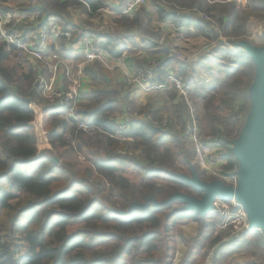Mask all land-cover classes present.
<instances>
[{
  "label": "trees",
  "instance_id": "1",
  "mask_svg": "<svg viewBox=\"0 0 264 264\" xmlns=\"http://www.w3.org/2000/svg\"><path fill=\"white\" fill-rule=\"evenodd\" d=\"M28 2L17 7L27 11ZM38 2L41 13L47 16H58L72 4V0ZM170 2L228 13L225 21L218 19L225 37L239 35L244 27L242 21L249 15L264 21V0H257L250 11L242 12L244 19H239L234 3ZM155 13L175 26L192 23V15L173 7L159 6ZM138 23V16L130 20L123 17L118 27ZM65 28L75 33L79 29L69 23ZM112 35H99L95 47L119 57L122 50L112 43ZM75 38L82 40L83 36ZM11 50L0 42V264H172L175 244L167 233L182 222H196L198 229L191 238L179 235L186 252L176 264H188L190 254L196 247L202 249L203 243L210 246L222 240L221 235L210 240L208 230L214 227L210 211L201 216L193 209H185L179 201L154 204L176 191L194 197L202 195L179 176L190 174L193 156L190 142L181 132H175L171 125L159 129L141 119H129L128 129L121 130L110 118L118 91L110 88V74L98 61L84 72L95 84L104 83L105 89H92L87 102L75 109L77 120L91 127L92 132L76 129L75 120L61 116L66 112L64 108L51 103L39 106L37 92L30 85L23 89L25 76L5 64ZM158 55L154 57L152 83L169 86V67L187 82L191 67L185 61L176 59L167 48ZM224 55L234 58V67H224L225 78L204 100L202 120L207 134L230 146L232 139L226 134L235 126L241 127L249 106L255 65L240 48ZM144 62L137 60L136 66ZM178 106L176 117L168 116L170 120H180L181 112L187 115L185 103L180 101ZM146 111L155 114L149 107ZM37 120L49 144L42 152L38 149ZM68 132L72 142L66 138ZM117 133L126 139L115 138ZM53 155L58 158L57 164L51 159ZM226 155V167L231 168L236 163L231 148ZM218 200L230 205V199ZM247 246L264 250V236L251 229L239 244L240 248ZM205 255L204 252L201 258Z\"/></svg>",
  "mask_w": 264,
  "mask_h": 264
},
{
  "label": "built area",
  "instance_id": "2",
  "mask_svg": "<svg viewBox=\"0 0 264 264\" xmlns=\"http://www.w3.org/2000/svg\"><path fill=\"white\" fill-rule=\"evenodd\" d=\"M78 1L86 5L84 0ZM215 1L241 3L243 0H212V2ZM145 2L146 0H122L110 13L115 12L119 17L129 16ZM193 11L199 10L193 8L189 11V14L192 15ZM199 12L201 13L197 14V17L193 16L194 23L204 29L206 33L212 32L214 36H211V38L219 39L217 43L221 45L223 41L221 39V29H218V25L211 24L213 21L210 20L211 18L208 14L203 11ZM109 30L108 25L104 23L90 28L82 25L76 33L64 30L58 21H54L49 16L41 13L40 7L37 5H32L27 11L13 10L0 12V42L15 50L19 57L34 59L41 65L42 70L36 71L30 84V89L37 92L40 99H44L56 107L64 108L67 118L75 120L77 129L83 131H91L92 128L84 122L78 121L75 115V109L81 101L82 73L88 65L95 61L104 63V66L108 67L106 64L109 61L108 55H106L104 50L95 47V40L99 35L109 33ZM78 36H83V39L76 41L75 37ZM60 38H64L74 44H80L83 55L81 63L73 65V63L68 62L64 58L45 54V51L48 49V42ZM209 44L212 46L215 43ZM214 49L216 47L205 46L199 52L190 55L179 51H174L173 55L176 59L190 62L197 60L200 53L205 56L213 54ZM113 67L114 65L111 63L110 68ZM155 68L156 62L152 61L149 64L134 67L131 75L125 73L128 77L127 83L130 88L138 89L145 93L163 89L165 85L152 83ZM60 74L66 81V87L57 83V78ZM166 79L175 92V100H172V103L177 104L183 101L187 107V115L183 116L180 120H170L167 116L155 118L150 113H141L139 115L140 118L156 128L167 129L171 125L175 132H181L193 148L195 164L209 174L219 177L220 181L224 184L236 186L238 167L236 166L229 172H224L221 168V165L225 161L224 156L227 149L232 148V145H225L220 138L203 136L196 117V105L189 96V86L171 68L167 70ZM127 114L129 115V113ZM127 127V124L120 125V128L123 130H126ZM230 203L240 212L239 214L243 220L240 228L245 227V230H247L248 224L243 208L234 199H231ZM211 253L212 251L209 252L206 258V264H209L211 260ZM176 263L175 259H173L172 264Z\"/></svg>",
  "mask_w": 264,
  "mask_h": 264
},
{
  "label": "rangeland",
  "instance_id": "3",
  "mask_svg": "<svg viewBox=\"0 0 264 264\" xmlns=\"http://www.w3.org/2000/svg\"><path fill=\"white\" fill-rule=\"evenodd\" d=\"M2 1H6V2H9L10 4L14 5V6H17L19 4H22L23 2H26L27 0H2ZM39 0H31V1H27L28 4L30 5H37L39 7H41L40 3L38 2ZM78 1V0H76ZM85 2L87 0H84ZM122 0H119V2H121ZM209 4H219L221 5L222 3H234V2H226V1H215V2H212V0H206ZM257 0H243L241 3H234L235 5V9L237 11V15L239 17V19H244V18H241L243 16L242 12H245L247 13V11H250V8L253 7V5L255 4ZM79 2V1H78ZM217 2H221V3H217ZM82 3V2H80ZM171 3V4H170ZM71 5V4H70ZM83 5V4H82ZM163 7L165 9H172L175 8L177 11H180V12H185V13H189V11H191L193 8H196L195 6L191 7V8H187V7H182V6H179L176 2L172 3L170 2V0H146V2L141 5L137 10H138V13H136V15L134 16H138L139 14V11L143 10V14L144 12H146V8H149L150 10V14L149 15H153V11L156 7ZM222 8V6H220ZM68 8V7H67ZM65 9L63 14H67V19H71L73 20V18L77 21L78 24H81V25H84V26H87V27H92V26H95L97 24H102L104 23L105 25L107 24L108 27H109V33H113L116 28H119L118 27V23L115 25L112 20H110L109 18L110 17H107V16H115V17H119V15H116L115 12L113 13H110L112 10L106 7H102L101 10H97V12H93V16L91 18L89 17H77V14H79L77 12V9L81 8L79 5L78 6H70V8L68 9ZM76 9V10H75ZM82 9V8H81ZM80 9V11H81ZM136 10V11H137ZM199 11H203L204 13L208 14L210 16V20L213 21V23L211 22V24H216L218 25V29H223V24L221 23V21H218V19H220V10H216L214 9L213 11L211 12H206L204 10H200L198 9ZM134 11V12H136ZM199 11H193L192 12V16H196L197 17V14L199 15L201 12ZM228 15V13H226ZM145 15V14H144ZM222 15H225L224 13H222ZM146 16V15H145ZM155 16L154 15L152 18L155 19ZM123 17H127V16H122L120 17L123 18ZM119 19V18H118ZM147 22L144 23V27H142L143 33H147L149 35H151L150 37H155V38H158V34L155 32V30L153 29V26L151 25L150 22H152V19L151 20H147V17L145 19ZM193 20H194V17H193ZM222 20V18H221ZM115 22V21H114ZM116 23V22H115ZM242 23H244V27L242 28V32L237 35V36H229V37H225L222 35L221 33V39L225 41V49H221L218 45V40L214 39V38H211V36H214L212 34V32H207L205 36V40H203V42H201L199 45L198 44H195L196 48L192 49L191 51H188V52H182V53H185L186 55H190L192 53H196V52H199L203 47H216V49H214V51H218V50H222L224 52V54H226L227 52L231 51V50H234L235 48H240L241 50H243L241 47H238L236 46V43L241 41V40H247V41H251V42H254L253 41V37H250V35L253 34V32L257 33L259 30L261 32L264 31V21L261 20V19H258L256 17H254L253 15H249L247 19H244V22L242 21ZM253 23H256V24H253ZM60 24V23H59ZM198 26V25H197ZM210 28V26H209ZM208 30V29H207ZM240 31V30H238ZM160 32V31H159ZM206 32V31H205ZM221 32V31H220ZM263 37V33L261 34ZM250 37V39H248ZM256 37H259V36H256ZM76 41H80V40H76ZM231 41H234L236 42L235 44H232ZM56 42V43H55ZM54 44H56V46H60V42L58 43V41H55ZM214 42L215 44L214 45H210L209 43H212ZM51 44V41L48 42V45ZM264 41H261L260 43H256V44H259L258 46H261L260 44H263ZM52 44L51 45V49L53 51H60V53L66 57V54H65V49L63 48H55V45ZM58 49V50H56ZM64 50V52L62 51ZM244 51V50H243ZM181 52V51H179ZM78 56L76 58V56H72L73 57V64L74 65H77L79 63H81L83 61V55H82V51L81 49L79 48V52H78ZM217 53V52H216ZM220 52H218V55H219ZM221 53L220 57L222 60L225 61V66H229L230 65V68H233V64L232 62L234 61V58H226L224 55ZM208 55V54H207ZM215 55V54H214ZM202 57V54L200 53L199 54V58ZM207 57H215L213 56V54L211 55H208ZM66 60V59H65ZM68 61V60H67ZM76 61V62H74ZM152 61H155V60H152ZM151 61V62H152ZM69 62V61H68ZM94 63V62H93ZM93 63H91L90 65H92ZM101 63V62H99ZM6 65L8 66H13V67H16L15 71H16V74L18 75H24L25 76V79L24 82H23V89H27L28 88V85H30L29 83H32L31 81V78L34 76L32 75V65L33 63L25 58V57H19V55L16 53L15 50H11L10 51V54H9V57H8V60L5 62ZM106 64L108 65V67H105L104 66V63H101L102 66H104V68L109 72L111 73V77H112V83H111V88L112 90H118L119 87V82H117L116 80V77H119L121 78V83H123L122 87L121 88H124V89H132L130 88V86L128 85L127 83V75L124 74L120 69L118 70H115L117 68H110L111 66V61H108L106 62ZM88 65V66H90ZM227 66V67H228ZM134 67H138V66H134ZM133 67V68H134ZM193 73V70L192 68H190V70L188 71V74H190L191 78L193 77V75H191ZM207 73V72H206ZM223 70H219L217 67H213L211 68L210 70V75L212 77V80H210L209 82H197L196 84H194L192 86V97L194 98V100L196 101V104L197 106L196 107V117H197V120H198V123H199V126H200V129H201V133L203 136H211L210 134H207L205 132V130L203 129V120H202V109H203V105H204V100L207 98V96L209 94H211L212 92H214L219 86H220V83H221V80L224 77V74H223ZM132 72L128 75H131ZM84 75V72L82 73V77H81V80L83 81V76ZM180 76V75H178ZM90 78V76H88ZM182 78V75L180 76ZM34 78V77H33ZM91 79V78H90ZM254 80V78H253ZM252 80V82H253ZM31 81V82H30ZM110 82V81H109ZM28 83V84H27ZM88 85H91V89H95V88H102V89H105V84L104 83H97L95 84L92 79L90 80L89 84ZM123 90V89H122ZM134 90V89H132ZM138 89H135L134 91H137ZM190 91H191V88H190ZM190 93L189 92V96H190ZM174 94V93H173ZM137 101V99H135ZM132 101V100H125L123 102H125L126 104L124 105L126 108V111L129 113V118L130 119H135L137 117H140L139 115L141 114L140 112H142V108L140 109V105L136 102V101ZM48 101L46 100H38V105L39 106H43L45 104H47ZM82 103H84V101H80V103L78 104L81 105ZM248 110L246 112V115L243 117V121H242V124H241V127L240 129H236V126H235V129H231V131L229 133H227V138L228 139H232L233 140H236L242 133V130L243 128L245 127V124L247 122V119H248V116H249V113H250V108H251V97L250 99L248 100ZM164 112H168L167 111V105L164 103ZM120 107L119 108H115V111H117L116 113L118 114L120 112ZM114 111V112H115ZM169 112H170V109H169ZM140 113V114H139ZM179 113V112H178ZM113 114L115 113H111L110 116H112ZM176 114V113H175ZM116 115V114H115ZM114 115V116H115ZM166 114H163L161 116H154L155 118H161V117H164ZM181 115L184 116V113L181 112ZM180 115V117H181ZM63 118H67L66 116V112L63 113L61 115ZM168 117V116H167ZM176 117V116H174ZM179 118V117H177ZM36 125H37V133H38V149L40 152H42L43 149L47 148L46 146V143H47V140H46V137H45V133L42 131L41 129V124H40V120H37L36 122ZM120 127V126H119ZM76 129H77V125H76ZM121 129V128H120ZM123 130V129H121ZM92 132V130H91ZM92 135L94 136V133H92ZM71 137V138H70ZM66 138L68 140H70L72 142L73 138H72V135L70 134V132H68V134H66ZM130 139V138H128ZM225 139V138H224ZM131 140V139H130ZM231 144V143H230ZM191 145V144H190ZM226 145H229L226 144ZM49 146V145H48ZM235 157V156H234ZM235 160H236V163L234 162V165L231 167V168H228L226 167V165H228V158H227V161H225L222 165H221V168L224 172H229L230 170H233L236 166L238 167V160L237 158L235 157ZM233 161V160H232ZM191 164L192 166L195 165L194 169L196 170L198 176L202 179V180H206V181H210V180H220L219 177L217 176H214V175H211L209 174L207 171L201 169L197 164L194 163V159H193V156H192V160H191ZM174 170H177V169H174ZM180 175H183V174H179ZM188 176V175H186ZM210 217H211V220L214 222V227L212 229H209L208 232H210V240L216 236H219L221 235L222 236V240L221 241H228V239L230 238H236L238 235H240L241 233H243L245 231V227H241L240 226L242 225L243 223V220L240 216V212L237 210V208H234L231 203L230 205H226L224 203H222L221 200H218L215 202V204L213 205L212 209L210 210ZM183 224H180V225H176L174 226L171 230L168 231L167 235L169 237V239L171 241H173V243L175 244V256H174V259H177L179 260L183 255L184 253L186 252V246L185 244L183 243V241L181 240L180 236L179 235H183L185 236L186 238H191V237H194L196 234H197V229H198V223L196 222H182ZM258 229V231L263 234L264 236V233L259 229V228H256ZM241 239V238H240ZM219 241V242H221ZM219 242L213 244V245H210L208 246V244L206 243H203L202 244V249L200 247H196L193 252L190 254V257H189V262L190 261H194L195 264H206V256L207 254L209 255V252L212 251L211 253V260L209 261V264H248V263H253V264H264V250H262L261 248H258L256 246H251V247H243V248H240L239 246V249L238 247H235L233 246V248H230L231 246H223L225 244V242L223 244H220ZM227 244V243H226ZM206 253V255L204 256V258H201L202 257V254L203 253Z\"/></svg>",
  "mask_w": 264,
  "mask_h": 264
},
{
  "label": "crops",
  "instance_id": "4",
  "mask_svg": "<svg viewBox=\"0 0 264 264\" xmlns=\"http://www.w3.org/2000/svg\"><path fill=\"white\" fill-rule=\"evenodd\" d=\"M60 1H64V0H60ZM118 1L119 0H87L88 3H86V5L84 4L86 6V8H84L82 5L79 4L78 1L72 0V4L69 5L68 8H70V6L75 7V6L79 5L82 9L80 8L81 11L79 8L77 9V12L79 13V14H77V17H89V18H91L93 16L92 13L93 12L96 13L97 10H101L102 7H106V8L109 7V9H111V10L114 9L116 7V5L118 4ZM217 3H221V2H217ZM30 4L27 6L26 10L31 8L32 5H30ZM223 4L224 3H222L221 5H223ZM92 5L95 6L94 9L91 7ZM13 10L25 11V10L19 9L17 6L10 4L9 2L0 0V12L13 11ZM145 10H146V12H144V14L146 16L143 14V10L139 11V14H138L139 23H138V25L119 27V28H116V30L113 32L112 43L118 45L120 47V49L122 50V54L119 57H113L106 50H104L106 52V55H108L107 58L109 59V61H111L112 65H114V68H117L115 70L120 69L124 74L125 73L130 74L133 71V67L136 66L137 60H143V61H145L144 64H147L150 61L154 60L155 59L154 57L159 58L160 55H158V53L160 51H162V49H164V48H167L170 51L171 55H173L174 51H181V52L191 51L192 49L196 48L195 44L199 45L201 42H203V40H205L204 34L200 31V29L194 23L193 17H192V23H190L189 25L175 26L170 21L160 20L155 13V9L153 11V15H149L150 14L149 8H146ZM136 13H138V10L136 12H133L131 15H129L125 18H128V20H130L134 15H136ZM154 15H156L155 19L152 18ZM220 16H221L220 18H222L223 21H225L228 18V16L226 14L225 15L220 14ZM107 17H110L109 19L112 20V22L115 25L120 20V17H115L114 15L113 16H107ZM146 17H147V20L152 19V22H150V23L153 26V29L155 30V32L158 34V38L150 37L151 35L141 32V31H143L142 27H144V23L147 22L145 20ZM49 18L54 20V21H58L63 29H64L66 23L72 24L76 27L82 26L81 24H78L74 18H73V20L67 19V14H63V13H61L58 16L49 15ZM253 24H256V23H253ZM64 30L73 31L72 29H69V28H67V29L65 28ZM262 33L263 32H261L260 30L257 33L253 32V34L250 35V37H253L254 42H251V41H249V42L258 46L259 44H256V43H260L261 41H264V37H261ZM256 36H259V37H256ZM250 37L248 39H250ZM55 41H58V43L60 42V44H59L60 46H58V45L56 46V44H54ZM52 44L55 45V48H59V47L62 49L64 48L66 57L63 56L60 53V51H53L50 48ZM224 45H225V41L223 40L219 47H222L221 49H225ZM260 45H262V44H260ZM80 47L81 46L79 43L74 44L72 42L67 41L64 38L54 39V40H51V44L48 45V49L45 51V54L49 55V56L56 55L57 57L64 58V59L68 60L69 62L73 63L74 59L72 56H76V58H77V56L79 54L78 52H79ZM56 50H58V49H56ZM216 50H217V48H216ZM62 51L64 52V50H62ZM221 51L222 50L214 51L213 56H215V57H207L205 55H202V57L198 58L197 60L186 62V64H188V66H190L193 70V73L191 74V75H193V77L191 78V76H190V78H188L187 82H184V83H186L189 86V92H191L190 98L195 104H196V101L191 96L192 92H193L192 86L194 84H196L197 82H206L207 83L210 80H212V77L210 75L211 68L217 67L219 70H223L225 67L226 63L220 57ZM218 52H220L219 55H218ZM27 59H29L33 63V65H32V68H33L32 73L33 74L32 75H35L37 70H42L40 63H38L37 61H35L34 59H31V58H27ZM74 62H76V61H74ZM92 65H94V64H92ZM92 65L87 66V67H91ZM228 67H230V65ZM169 68H171L174 71V69L172 67H169ZM109 74H110L111 83H112L111 73H109ZM83 76L84 77H83L82 87H81V101L82 102L84 101V103H85L88 100V97H89L90 92L92 90L91 89L92 86L88 85L91 79L88 77V75L85 72H84ZM105 80H106V82L110 81V79L108 77H105ZM116 80H117V82H119L120 88H118V90H116V91H118V94H115L116 100L114 103V111H115V108H119V107L121 110L118 114L116 113L117 111H115V112L113 111L112 113H115L116 115L113 114L112 116H110V118L118 126H120L122 124L128 125V120L130 119L129 118L130 115L127 114L128 112L126 111V108H124L125 107L124 105L126 103L123 101H125L126 99L132 100V101L137 99V101L136 100L135 101L140 105V109L142 108V110H143L140 113H147L146 108L149 107V108H151V111L155 112V114L151 113L154 116H161L163 114H166L165 116H169V117L176 116L175 115V109L179 106H178V103L177 104L172 103V100H175V92L173 91V89L171 88L170 85L169 86L165 85V87L163 89L155 91V92L145 93V92L140 91V90L134 91L135 89L134 90H132V89L126 90L124 88H121L123 85V83H121L122 79L119 77H116ZM57 83H58V85L66 87V81L61 74L57 78ZM190 88H191V91H190ZM164 103L167 105V111L168 112L163 111L164 107H165V106H163ZM169 109H170V112H169ZM135 119L143 120L140 117H137ZM127 129H128V127H127ZM115 138L120 139V140L126 139L125 137H123L119 133L116 134ZM46 145H47L46 147H48L49 144L46 143ZM226 154H227V152H226ZM227 158H228L227 155H225L224 160L227 161ZM253 230L258 231V229H256V228H253ZM250 231L251 230H245L243 233L238 235L236 238H234V239L230 238V239H228V241H221L219 243L223 244L225 242V244L223 246H226V245L229 246L230 245L231 246L230 248H233V246H234L236 249V247H238L239 244L241 243V240L243 239V237ZM207 256H208V254H207ZM207 256H206V258H207ZM179 260L175 259L176 262H178ZM188 263L195 264L194 261H190ZM248 264H252V263H248Z\"/></svg>",
  "mask_w": 264,
  "mask_h": 264
},
{
  "label": "water",
  "instance_id": "5",
  "mask_svg": "<svg viewBox=\"0 0 264 264\" xmlns=\"http://www.w3.org/2000/svg\"><path fill=\"white\" fill-rule=\"evenodd\" d=\"M236 46L241 47L255 65L254 80L250 86V113L241 135L231 143L232 152L238 160L236 186L226 185L220 180H202L191 166L190 174L180 177L201 191L202 195L194 197L176 191L166 200L154 204L179 201L185 209H193L203 216L212 209L217 199H234L246 214L247 230L259 228L264 233V44L257 46L241 40ZM31 107L37 110L33 103ZM51 159L58 163L56 156Z\"/></svg>",
  "mask_w": 264,
  "mask_h": 264
}]
</instances>
